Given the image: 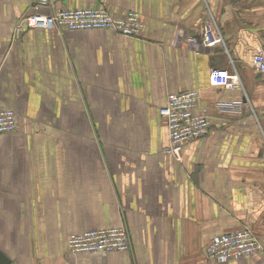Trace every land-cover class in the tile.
I'll use <instances>...</instances> for the list:
<instances>
[{"label":"crops","instance_id":"crops-1","mask_svg":"<svg viewBox=\"0 0 264 264\" xmlns=\"http://www.w3.org/2000/svg\"><path fill=\"white\" fill-rule=\"evenodd\" d=\"M34 2L0 0V107L17 114L0 138L3 253L13 264H264V250L226 263L205 254L214 237L244 229L264 246V75L252 67L264 0H53L136 13L135 38L17 33ZM211 19L223 43L206 48ZM213 68H235L242 87L211 86ZM192 90L211 125L177 159L160 114L170 94ZM230 102L244 106L220 109ZM114 228L127 230L130 252H68L71 233Z\"/></svg>","mask_w":264,"mask_h":264},{"label":"built area","instance_id":"built-area-1","mask_svg":"<svg viewBox=\"0 0 264 264\" xmlns=\"http://www.w3.org/2000/svg\"><path fill=\"white\" fill-rule=\"evenodd\" d=\"M49 9L51 13H41ZM34 13L23 16L16 22V31L22 34L27 30H69V31H107L123 37L141 36L143 24L138 14L128 13L112 16L102 7L80 9H57L53 0H35ZM196 44L195 40H189ZM223 43L219 25L211 19L203 27L201 45L206 48L220 46ZM198 42V46L200 45ZM252 67L264 75V52L253 56ZM213 87L233 91L241 88V79L235 68H213L209 74ZM200 96L197 91L172 93L168 96L161 118L168 133L167 155L180 159L183 147L209 133L210 119L206 112L198 111ZM242 102L224 103L220 109L225 112L241 111ZM17 126V114L0 107V138L12 134ZM68 252L73 256L81 254H114L131 251L129 233L125 228L90 230L71 233L68 238ZM264 246L259 238L249 229L214 237L208 244L205 254L209 261L226 263L243 258H251L262 253Z\"/></svg>","mask_w":264,"mask_h":264},{"label":"water","instance_id":"water-1","mask_svg":"<svg viewBox=\"0 0 264 264\" xmlns=\"http://www.w3.org/2000/svg\"><path fill=\"white\" fill-rule=\"evenodd\" d=\"M0 264H13L12 261L0 249Z\"/></svg>","mask_w":264,"mask_h":264},{"label":"rangeland","instance_id":"rangeland-1","mask_svg":"<svg viewBox=\"0 0 264 264\" xmlns=\"http://www.w3.org/2000/svg\"><path fill=\"white\" fill-rule=\"evenodd\" d=\"M104 135H105V134H104ZM106 136H109V135L106 134ZM122 138H124V136H118V137H117L118 142H122Z\"/></svg>","mask_w":264,"mask_h":264}]
</instances>
